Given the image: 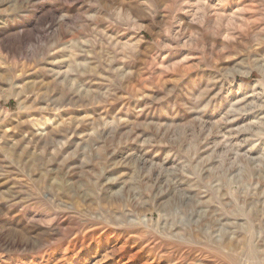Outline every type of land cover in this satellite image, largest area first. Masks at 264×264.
I'll return each mask as SVG.
<instances>
[{
  "label": "rangeland",
  "instance_id": "obj_1",
  "mask_svg": "<svg viewBox=\"0 0 264 264\" xmlns=\"http://www.w3.org/2000/svg\"><path fill=\"white\" fill-rule=\"evenodd\" d=\"M0 264H264V0H0Z\"/></svg>",
  "mask_w": 264,
  "mask_h": 264
}]
</instances>
